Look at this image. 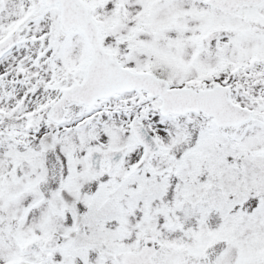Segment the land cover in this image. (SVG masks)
<instances>
[{"label":"snow or ice","instance_id":"obj_1","mask_svg":"<svg viewBox=\"0 0 264 264\" xmlns=\"http://www.w3.org/2000/svg\"><path fill=\"white\" fill-rule=\"evenodd\" d=\"M0 264H264V0H0Z\"/></svg>","mask_w":264,"mask_h":264}]
</instances>
